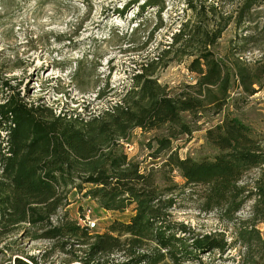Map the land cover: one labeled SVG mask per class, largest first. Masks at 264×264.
<instances>
[{"label":"trees","instance_id":"trees-1","mask_svg":"<svg viewBox=\"0 0 264 264\" xmlns=\"http://www.w3.org/2000/svg\"><path fill=\"white\" fill-rule=\"evenodd\" d=\"M188 3L199 23H185L162 52L169 57L191 46L196 50L180 55L189 58L188 71L196 78L176 94L154 80L146 67L104 113L68 118L28 103L16 88L3 84L7 94L0 103V242L24 226L43 231L35 239L82 242L88 249L86 257L72 264H190L204 253L227 248L216 235L194 236L185 226L169 221L168 211L174 205L171 190L159 187L153 173H142L123 148L135 130H164L165 138L157 139V152L170 151L172 141L192 136L202 114L224 110L237 83L248 97L264 88V57L253 70L239 61L227 65L218 59L210 49L228 24L208 23L213 17ZM147 4L161 7L159 0ZM261 7L264 0H240L238 22ZM206 138L218 152L213 158L181 159L174 152L167 167L178 172L186 186L202 190L203 211H222L232 220L253 198L254 219L264 224V140L229 117L209 129ZM255 169L261 175L254 187L243 186L244 177ZM73 190L108 212L133 208L134 216L129 222H113L98 235L67 218L53 226L52 218L70 205ZM253 232H243L241 239L249 250L259 251L263 245ZM117 254L124 261L111 259ZM8 264L37 263L16 257Z\"/></svg>","mask_w":264,"mask_h":264},{"label":"rangeland","instance_id":"rangeland-1","mask_svg":"<svg viewBox=\"0 0 264 264\" xmlns=\"http://www.w3.org/2000/svg\"><path fill=\"white\" fill-rule=\"evenodd\" d=\"M147 1L0 0V103L7 94L3 84H8L28 103L53 114L68 118L97 115L118 103L133 77L146 67L154 80L176 94L196 78L188 71L189 58L180 55L196 50L191 46L169 57L162 52L185 23H199L189 1L201 14L213 17L208 23L228 24L210 49L218 59L227 65L239 61L253 70L264 57V7L238 22L240 0H159V8L148 6ZM227 117L240 120L264 140V88L248 97L237 83L224 110L202 114L192 136L172 141L170 151L157 152V139L165 138L164 130H135L129 144L123 145L142 173H153L159 187L171 190L174 205L168 211L169 221L185 226L194 236L216 235L227 243L224 251L204 253L200 261L190 264L264 263V224L254 219L255 199H249L232 220L222 211L205 212L202 190L186 186L179 173L166 164L174 152L181 159L213 158L218 152L208 143L207 131ZM260 175L258 169L251 171L242 185L252 189ZM69 202L52 218L53 226L66 218L80 223L90 210V219L97 223L90 232L98 235L113 222H129L134 216L133 208L125 213L103 210L76 190L69 195ZM246 231L260 236L262 249L251 251L245 246L241 234ZM42 234L24 226L0 242V264L13 263L16 257L32 258L37 264H72L86 257L88 249L82 242L35 239ZM111 259L124 261L122 254Z\"/></svg>","mask_w":264,"mask_h":264},{"label":"built area","instance_id":"built-area-1","mask_svg":"<svg viewBox=\"0 0 264 264\" xmlns=\"http://www.w3.org/2000/svg\"><path fill=\"white\" fill-rule=\"evenodd\" d=\"M91 216V211H87L86 215L84 216V218L80 221V226L82 227H87L91 230L95 229L97 226V223L93 220L90 219Z\"/></svg>","mask_w":264,"mask_h":264}]
</instances>
